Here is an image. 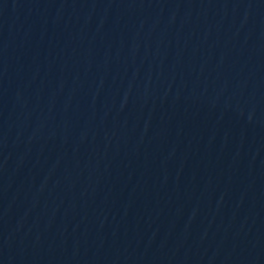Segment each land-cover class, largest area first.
Instances as JSON below:
<instances>
[{
  "label": "water",
  "instance_id": "1",
  "mask_svg": "<svg viewBox=\"0 0 264 264\" xmlns=\"http://www.w3.org/2000/svg\"><path fill=\"white\" fill-rule=\"evenodd\" d=\"M0 264H264V0H0Z\"/></svg>",
  "mask_w": 264,
  "mask_h": 264
}]
</instances>
